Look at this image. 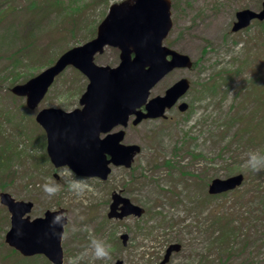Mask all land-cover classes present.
<instances>
[{
    "label": "rangeland",
    "instance_id": "rangeland-1",
    "mask_svg": "<svg viewBox=\"0 0 264 264\" xmlns=\"http://www.w3.org/2000/svg\"><path fill=\"white\" fill-rule=\"evenodd\" d=\"M124 1L0 0V36L19 32L12 49L0 38V193L34 202L31 219L67 210L64 264H160L173 244L182 248L167 264H264V27L254 22L232 32L236 13L260 10L264 0H171L174 26L164 44L195 66L170 73L152 97L186 77L191 89L182 101L189 109L130 125L125 144L142 151L131 168L113 167L107 181L56 169L35 120L44 108L80 107L88 84L82 73L68 68L34 111L11 92L93 39L110 6ZM21 54L26 59L15 62ZM119 54L107 48L95 63L116 67ZM236 174L245 176L239 189L207 193L213 179ZM117 191L145 214L108 219ZM9 229L10 213L0 203V264H49L11 249L4 241Z\"/></svg>",
    "mask_w": 264,
    "mask_h": 264
},
{
    "label": "water",
    "instance_id": "water-1",
    "mask_svg": "<svg viewBox=\"0 0 264 264\" xmlns=\"http://www.w3.org/2000/svg\"><path fill=\"white\" fill-rule=\"evenodd\" d=\"M236 18L233 32L247 28L254 20L264 21V4L261 11L246 9L238 12ZM172 27L170 0H127L114 4L98 27L95 39L67 51L53 66L13 87L12 93L26 97L27 107L34 110L55 78L68 66H74L88 78L86 92L80 99L82 109L72 112L44 109L36 117L46 131L47 152L56 168L68 166L79 176L106 180L111 163L131 167L141 148L121 144L124 130L110 132L119 126L128 127L132 116H136L134 125L144 119L163 117L166 109L172 108L190 88L189 81L182 79L165 96L148 102L150 91L166 75L176 68L193 66L189 56L163 46ZM106 46L120 50V64L115 68L94 63L95 55L102 54ZM143 106L147 113L141 111ZM186 109L187 104L180 106L181 111ZM102 134L107 136L101 139ZM243 180V175L215 179L209 192L220 194L234 190ZM0 201L11 213V227L5 242L25 257L44 255L53 264H63L62 238L67 211H47L44 217L32 220L29 215L34 207L32 202L17 201L7 192L0 193ZM143 213L129 199L115 194L108 216L123 219L130 215L140 217ZM122 239L126 243L127 236ZM179 250V245L170 246L161 264H166L171 254Z\"/></svg>",
    "mask_w": 264,
    "mask_h": 264
},
{
    "label": "trees",
    "instance_id": "trees-1",
    "mask_svg": "<svg viewBox=\"0 0 264 264\" xmlns=\"http://www.w3.org/2000/svg\"><path fill=\"white\" fill-rule=\"evenodd\" d=\"M259 25L264 27V24H259ZM0 38H1V42L3 44L10 45V49H12L17 44V41H18V38H19V32H18V30H15V29L12 30V31H6L4 34H2L0 36ZM29 47L30 46H28L27 48H29ZM25 50H27V49H25ZM21 53H22V51H21ZM26 53H27L28 56H30L31 55V50H28ZM20 57H22V59L16 58L15 62L22 63V61L26 59L25 56H23L22 54L20 55Z\"/></svg>",
    "mask_w": 264,
    "mask_h": 264
},
{
    "label": "flooded vegetation",
    "instance_id": "flooded-vegetation-1",
    "mask_svg": "<svg viewBox=\"0 0 264 264\" xmlns=\"http://www.w3.org/2000/svg\"><path fill=\"white\" fill-rule=\"evenodd\" d=\"M153 91H154V90H153ZM153 91H152V93H153ZM165 92H166V90L164 91V93H165ZM164 93H163V94H164ZM163 94L161 93L160 95H163ZM157 96H158V95H157ZM151 98H152V94H151ZM142 110H143V111H145V107H143V108H142ZM117 130H118V129H117ZM117 130H116V131H117ZM114 131H115V130H114ZM122 206H123V204H122V203H121V204H119V206H118V209H117V210H119V209H120ZM127 240H128V237H127Z\"/></svg>",
    "mask_w": 264,
    "mask_h": 264
}]
</instances>
